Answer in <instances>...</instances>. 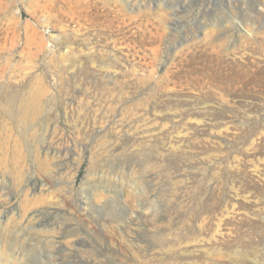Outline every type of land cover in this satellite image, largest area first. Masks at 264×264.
Wrapping results in <instances>:
<instances>
[{"label": "rangeland", "instance_id": "374dc122", "mask_svg": "<svg viewBox=\"0 0 264 264\" xmlns=\"http://www.w3.org/2000/svg\"><path fill=\"white\" fill-rule=\"evenodd\" d=\"M76 1L0 0V264H264V0Z\"/></svg>", "mask_w": 264, "mask_h": 264}, {"label": "bare ground", "instance_id": "6f19581e", "mask_svg": "<svg viewBox=\"0 0 264 264\" xmlns=\"http://www.w3.org/2000/svg\"><path fill=\"white\" fill-rule=\"evenodd\" d=\"M102 7H109L110 6V0H78L76 1V7H79V10L82 11L85 7L88 8V11L93 10L97 7V5ZM95 17L98 16V14H94ZM81 26V25H80Z\"/></svg>", "mask_w": 264, "mask_h": 264}]
</instances>
